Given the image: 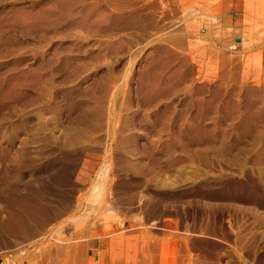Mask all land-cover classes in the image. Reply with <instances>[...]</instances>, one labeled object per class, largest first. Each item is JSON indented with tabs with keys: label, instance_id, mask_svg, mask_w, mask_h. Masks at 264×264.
I'll return each instance as SVG.
<instances>
[{
	"label": "rangeland",
	"instance_id": "374dc122",
	"mask_svg": "<svg viewBox=\"0 0 264 264\" xmlns=\"http://www.w3.org/2000/svg\"><path fill=\"white\" fill-rule=\"evenodd\" d=\"M114 262L264 264V0H0V264Z\"/></svg>",
	"mask_w": 264,
	"mask_h": 264
},
{
	"label": "crops",
	"instance_id": "0c3cea01",
	"mask_svg": "<svg viewBox=\"0 0 264 264\" xmlns=\"http://www.w3.org/2000/svg\"><path fill=\"white\" fill-rule=\"evenodd\" d=\"M238 1L239 0H237V3H238ZM243 1V0H242ZM241 6H243V3H242V5ZM241 11H243V7L241 8ZM243 14H241V18H239V19H237V21H236V25H237V27L239 26V30H241V31H243L244 30V20H243ZM236 40H241V43L243 44V40H242V37H237V38H235ZM242 44H238L239 46H242Z\"/></svg>",
	"mask_w": 264,
	"mask_h": 264
},
{
	"label": "bare ground",
	"instance_id": "6f19581e",
	"mask_svg": "<svg viewBox=\"0 0 264 264\" xmlns=\"http://www.w3.org/2000/svg\"><path fill=\"white\" fill-rule=\"evenodd\" d=\"M240 42H241V40H240ZM160 99V98H159ZM122 255V254H121ZM124 258V257H123ZM128 259V258H127ZM134 262V261H133ZM118 262H114L113 264H117ZM136 263V262H135ZM122 264H123V262H122ZM125 264V263H124ZM134 264V263H133Z\"/></svg>",
	"mask_w": 264,
	"mask_h": 264
},
{
	"label": "water",
	"instance_id": "95a60500",
	"mask_svg": "<svg viewBox=\"0 0 264 264\" xmlns=\"http://www.w3.org/2000/svg\"><path fill=\"white\" fill-rule=\"evenodd\" d=\"M240 43V40H237Z\"/></svg>",
	"mask_w": 264,
	"mask_h": 264
}]
</instances>
